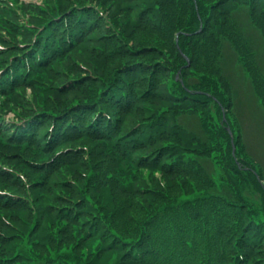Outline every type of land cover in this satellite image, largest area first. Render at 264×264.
Returning <instances> with one entry per match:
<instances>
[{
	"label": "trees",
	"instance_id": "obj_1",
	"mask_svg": "<svg viewBox=\"0 0 264 264\" xmlns=\"http://www.w3.org/2000/svg\"><path fill=\"white\" fill-rule=\"evenodd\" d=\"M125 1L131 5L126 8L127 11L138 10L140 15L138 27L155 33L156 31L153 32L149 28L152 25L144 22L143 13L148 9L149 4L156 0L148 3H145V0ZM225 1L227 0H218L216 4H213V8L211 7L212 14L207 15L205 10L210 6L207 4L210 3L209 0H182L187 10L180 12L179 20L174 25L175 29L180 31L179 38L195 36L198 32L193 33L192 27L195 24L205 23L202 31L210 28V25L214 26L212 44L220 43L216 36L218 28L222 29V26L214 9L219 7L217 4ZM244 1L250 0H238L227 10V12L230 11L228 19L229 26L232 28L240 26L233 18V14L239 11L247 10L250 21L253 20L249 9L251 7ZM255 1L257 5L253 4L252 7L264 8V0ZM60 4L61 2L54 8L50 7L49 17L42 27L32 31L30 26H24L23 30L26 27L27 29L22 33L27 30L29 34L35 32L30 41L12 40L14 43L12 45L10 42L11 53L1 58L0 70L5 73L0 79V96H11L24 87L36 84H38L37 87L40 86L37 76L46 71L51 74L56 67L54 65L56 62L72 57L73 51L85 45L91 35H96L100 40H106V37L112 34L115 36L119 32L107 18L106 21L110 24L106 23L107 28H114L116 31L113 33L109 30L110 34L102 33L106 29L103 28L98 33L97 30L102 28L100 20L104 21V18L95 7L76 5L60 11ZM94 11L96 17L87 24L89 14H95ZM75 14L78 16L73 18ZM162 15L164 20L161 27L166 22L168 28V14L164 12ZM69 17H72L70 21ZM252 24L257 27L255 23ZM242 28L245 27L242 26ZM12 29L15 31V27ZM239 30L240 43L246 50H251L255 54L254 43L246 38L242 29L239 28ZM163 36L165 40H168V35ZM229 39L231 41L230 37ZM103 49L104 47L98 48L97 53L101 56L96 57L98 60L92 63L96 74L94 71L87 73L81 66L90 70L91 67L87 66V63L81 64L72 57L70 64L83 70V74L73 77L68 72L69 77L64 82L57 86L43 87V93L52 92L54 96H62L75 90L74 93L80 92L89 84L100 82L103 87L95 98L83 96L75 98L69 104L58 101L49 103V106L45 107L32 106L24 113H17L13 120H7L5 114L0 111V156L4 160L5 158L20 160L21 166L36 178L32 185L29 182L31 188L40 186L45 189L51 182L55 191V194L50 197L53 201L52 206L50 205L44 212L39 204L40 196L26 189L28 186L26 177L16 168L12 169V166L10 168L0 162V211L18 212L15 214L16 217L12 215L11 219H0V226L5 230L0 233V264H264V178L258 168L256 170L245 160H238L231 154L233 152H230L232 143L227 127L230 126L233 132L230 120L232 100L226 101L223 92L213 87L214 83L217 84L215 80H211V86L206 89L192 90L191 87L195 86L192 80L186 81L184 78L187 76L186 71H189L198 59L191 57L192 54L187 48L184 50L186 53L180 51L174 42L169 48V59L174 57L176 52L177 60L180 57L184 61L181 70L175 75L180 91L168 89L171 79L165 74L173 72L172 66L163 62L162 57L157 60L156 57L151 59L150 55H145L156 48L132 50L129 47L128 52L133 55L132 57L142 55L137 61L132 62L121 59L122 55L118 54L121 52L120 47L114 48L110 53H105ZM112 54L115 55L118 66L109 77L104 78L105 69L112 61ZM184 55L190 59V65ZM91 59L89 55L87 60L90 62ZM167 67L170 72L167 70L164 73L162 68ZM55 71L54 76H59L60 71ZM193 71L194 69L191 72ZM44 75L43 73L42 76ZM263 80L264 78L262 82ZM196 83L199 84V82ZM155 85L159 86L158 90H155ZM161 87L165 90V94L159 92ZM261 97L264 100V92ZM152 98H166L170 103H173V99L182 102L192 100L197 104H200L201 100L213 101L222 113L221 122L218 121L216 128L219 126L224 133L218 129L217 136H228L230 141L228 153L223 157L228 163V170L225 172L229 173L230 181H225L222 177L219 183L216 180L214 181L216 185L212 186L208 182L199 183L189 178L193 186L183 187V192H188L186 195L181 197L182 192L178 189L177 193H164L163 199L168 200L167 203L151 213L149 215L151 220L147 221L150 223L154 222V219L160 221L173 212L184 214L189 219L180 217L179 222L168 226L165 231L156 233L159 235L157 239V235L153 237L154 229L151 226L149 232L141 236L138 223L136 224L132 218L133 215L124 213L115 215L117 219L123 218L124 225H115L110 220L100 204L93 198L94 189L99 191L103 186L97 176L88 181L91 173L86 174L87 183L79 186L78 193H74V189L78 188L77 184L71 187L66 181L69 178L52 181V178L65 167H70L73 158L81 156L82 152L86 151L83 147L69 145L77 138L105 144L114 155H117L121 164L130 161L133 167L135 165L139 168L159 167L165 174L181 171L178 168L168 167L179 162L176 158L162 162L166 155H171L164 151L168 148L165 146L168 142L162 145L164 149L156 147L147 152H141V147L135 145L140 136L151 137L150 144H156L161 139L167 140L168 137L156 136H159V133L164 134L162 132L166 128L162 126L166 124V118L177 119L173 118V113L168 110V107L152 117V113L142 109L144 106L139 107L136 104L140 100L147 105ZM175 103L181 106V102ZM139 109L149 114L136 122L133 128L123 129L125 132H122L124 120L131 116L134 121L133 116ZM123 116L126 117L123 118ZM148 116L152 117L150 121ZM175 124L182 127L180 123ZM181 129L185 131V136H190L188 127L183 126ZM155 132L156 135L153 136ZM185 136L180 138L183 139ZM130 141L135 143H132L128 149L127 145ZM201 142L202 140L197 143ZM148 145L149 142L144 150H147ZM185 145H188V142ZM132 149L142 155L141 163H146L145 165L136 162L134 164V159L130 158ZM212 151L214 153L215 149ZM182 153L178 151L177 156ZM251 157L257 163V167L262 166L253 155ZM194 167L193 169L197 168L200 173L205 171L202 164H195ZM150 182L152 183L148 182L147 186H141L138 189L146 201L153 198L151 195L154 190L151 186L157 185L159 180L152 178ZM7 184L10 188L4 187ZM246 185L249 189L260 188L256 193L260 200L258 204L250 205L244 193H241V189ZM59 188H73L69 190L73 197L67 198L64 196L67 192ZM19 190L22 192H18ZM190 192L192 194L189 195ZM45 195L48 196L44 191L41 196ZM76 196L78 198L75 199ZM58 202H62L63 205L60 207ZM127 202L129 203L126 205L130 207L137 206L131 197L127 198ZM138 203L143 202L138 201ZM200 206H206L210 222L203 218L207 215L197 214L196 211L201 210ZM33 212L37 213L33 216ZM42 212L44 213L39 215ZM135 214L142 216V212L137 211L134 212V216ZM225 215L227 216L224 217ZM171 220L166 218L162 221L168 225ZM7 245H9L8 248Z\"/></svg>",
	"mask_w": 264,
	"mask_h": 264
},
{
	"label": "rangeland",
	"instance_id": "obj_2",
	"mask_svg": "<svg viewBox=\"0 0 264 264\" xmlns=\"http://www.w3.org/2000/svg\"><path fill=\"white\" fill-rule=\"evenodd\" d=\"M118 1L119 0H0V64L2 63L1 58L11 53L10 48L11 45L14 44L12 40H15L16 42H28L31 40V36L35 32L29 34L27 33V30L22 33V31L27 29L26 27V29L23 30L24 26H30L29 28L32 29V31L42 27V24L49 17L51 11L50 7L54 8L59 2H61L60 11L76 5L95 7L97 11L104 14L102 18H104L105 21L100 20L102 28L97 30L98 33H100L103 28L106 29L102 31V33L110 34L109 30L113 33L116 31L114 28H107V18H109L113 27H116L119 32L116 33L115 36L112 34V36L106 37V40H100L96 35H91L85 45L80 46L77 50L73 51L74 54H72V57L81 64L86 65L87 63V66L91 67V70L86 69L84 66L81 67L86 70L87 73L90 71L95 72L92 63H95L96 60H98L96 57L101 56L97 53L99 52V47H104L103 50L105 53H110L114 48L120 47L121 52H118V54L122 55L121 59H127L128 62L137 61L139 59L138 57L142 56L137 55L132 57L133 55L128 52L129 47L132 50L154 47L156 49H153L145 55H150L151 59L156 57L157 60L162 57L161 60L163 62L172 66L173 72L171 74L166 72L167 70L170 72L168 67L164 69L162 68V71H164V73L166 72L165 76H169L171 79L170 84H168V89L171 91H180V85L176 82L175 75L176 72L181 70L184 61L180 57L177 60L176 52L174 57L169 59V48L173 42L183 53H186L184 50L187 48L192 54L191 57L194 56L198 61L193 64L189 71H186L187 76H184V79L186 81L187 79L192 80V84L195 85L194 87H191L192 90L206 89L211 86L210 81L215 80L217 84L214 83L213 87L223 92L226 101L229 102V100H232V114L230 115V120L234 132L235 148L233 149V145H231L230 149L232 148V151L230 150V152H233L234 154H231L235 155L238 160H245L251 167L256 170L258 168L264 178V100L261 97L264 92V80L262 82V79L264 78V8H260V6L252 7L253 4L257 5L255 0L244 1L251 7L249 9L253 16V20L250 21L247 10L239 11L233 14V18L240 26L232 28V26H229L230 20L228 19L230 11L227 12V10H229L230 6L234 3L238 2V0H227L222 4H217L219 7L214 10L217 13V18L219 19L222 29L218 28V35L216 37L220 43L215 45L212 44L214 26L210 25V28L202 31L205 21H203L204 24H195L192 27V30H194L193 33L198 32L195 36L189 38L183 36L181 39L179 38L180 31H177L174 25L179 20L180 12H185L187 10L186 4H184L182 0H156L148 5V9L143 13V20L152 25L151 27L149 26V28L153 32L156 31V34L147 29H143V27H138L140 17L138 10L135 12L131 11L132 9L127 11L126 8L131 5L125 0ZM152 1L153 0H145L144 2L148 3ZM217 1L218 0H209L210 3L207 4L210 6L205 10L207 15L212 14L213 10L211 7L213 8V4H216ZM164 12L168 14V28L166 22L163 24V27H161V23L164 20L162 14ZM77 16L78 15L75 14V17L73 18H76ZM95 17L96 12L95 14L90 13L88 16L89 20L86 23L89 24ZM71 19L72 17L68 18L69 21ZM252 23H255L257 27ZM242 26L245 28L243 29ZM12 27H15L16 32ZM239 28L243 30L246 38L254 43L256 48L255 54L251 50H246L244 45L240 43L239 40L241 36L238 34L240 31ZM163 35H168V40H165L163 38L165 36ZM229 37L231 38V41ZM10 42L11 45L9 47ZM86 50H88V52H86ZM89 55H91V58L93 59H91L90 62L87 60ZM72 57H68L65 61L56 62L54 64L56 67L51 71V74L47 71L42 72V74H45L44 76L39 74L37 77L40 80L38 82L40 83V86H38L40 88H38V84H36L31 87H24L8 97L1 95L0 111L5 114L4 116L6 119L13 120L17 113H24L32 106L41 105L45 107L49 106V103L58 101L69 104L75 98H82L83 96L95 98L98 95V91L103 87V84L100 82L89 84V86L80 92L74 93L75 90L72 93H67L62 96H54L52 92L43 93V87L57 86L64 82L69 77L68 72H70L73 77H79L83 74V70L70 64L73 60ZM111 60V63H108L105 69L104 78L109 77L113 71L117 69L118 64L115 60V55L112 54ZM165 63H163L164 66H166ZM192 69H194L193 72H191ZM55 70L60 71L59 76H54L56 74ZM66 75L68 76L65 77ZM179 77L183 78V76ZM204 77L206 78L203 79ZM86 82L90 83L89 80H86ZM196 82H199V84ZM158 87V85H155V90H158ZM159 92L165 94V90L162 87L159 89ZM143 94L146 95L147 93ZM172 102L173 103H170L166 98H152L147 105L140 100L136 102L139 107L144 106L142 109H146L149 113H152V117H154V114L158 115L160 113L159 111L165 107H168V110L173 113V118H177H166V124L162 126L163 128H166L162 132L164 133L162 136H165L166 138L168 137L167 140L162 141L163 139H161V141H157L156 144H149L147 150H144L145 147H141V152H147L156 147L160 148L168 142L167 145H165L168 146V148L164 151L169 152L172 156L166 155L163 161L161 158V161L168 162V160L176 158L179 162L168 167L178 168L181 171L165 174L159 167L139 168L138 165L133 167L130 161L121 164L116 157L117 155H114L111 149L105 144L77 138L69 143V145L72 147H83L86 151L82 152L81 156L73 158L70 167H65L62 170L63 172L60 171L56 177L52 178V181L69 178L66 181H68L71 187H75L77 184L78 188L74 189V193H78L79 186H81L82 183H87L85 179L86 174L89 175L91 173V177L88 181L97 176L100 180V184L103 186L99 191L94 189V200L100 204V207L115 225H124L123 218L117 219L115 217L116 214L124 213L133 215L132 218L135 220L134 222L136 224L138 223L141 236L149 232L150 226L154 229V237V235H157L156 233L165 231L168 226H173L175 223L179 222L178 220H180V217L189 219L184 214L173 212L169 217H166L168 220L172 219L168 225L166 222L162 221L166 218L161 219L160 221L154 219V222L152 223L147 221L151 220L149 219L151 213L156 211L161 205L164 206V204L167 203L168 200L163 199L164 193H177V189L182 192L180 193L181 197L188 193L187 191L183 192V187H186L187 185L193 186V184L190 183L189 178L193 181H199V183H203V181L208 182L212 186L216 185L214 182L216 180L219 183V179L222 177H224L225 181H230L228 176L229 173L225 172L228 170V163L223 158L224 154L228 153L230 141L228 136H217V130H220V128L219 126L216 128V126L218 121L221 122L222 113L213 101L201 100L199 101L200 104H197L196 101L192 100L182 102L181 100L178 101L173 99ZM175 102H181V106L175 105ZM184 103L186 104L184 105ZM196 104L197 106L194 107ZM187 106L193 107L188 108ZM137 111L138 113L133 116L135 118L134 121H132L131 116L124 120L122 132L133 128V125H135L136 122L142 120L149 114L140 109ZM169 113L170 112H168V114ZM126 116H123V118ZM151 118L148 116L149 121ZM175 123H180L182 127H178ZM183 126L189 128L190 136H185V131L181 129ZM220 132L224 133L221 130ZM155 135L156 132L153 136ZM180 136L185 137L182 139ZM144 139L150 143L152 141L151 137L144 136ZM201 140V143H197ZM187 142L188 145H185ZM132 143H135V141L128 142V149ZM221 146H223V148ZM213 149H215L214 153L212 151ZM178 151L185 154L182 153L177 156ZM131 152L134 164L135 162L140 164V153L134 152L133 149ZM248 153L251 156L253 155L262 166L257 167V163ZM0 162L10 166V168L12 166V169L16 168V170L20 171V173L26 177L28 182L26 189L34 191L36 195L40 196L39 204H41V208L44 212L51 204H53V201L50 200L51 195L55 194L53 183L50 182L45 189L40 186L31 188L29 182L32 185V182L35 181L36 178H34V175H32L27 169L21 166L20 160H9L7 158L4 160L0 156ZM145 164L146 163H141V165ZM170 164L172 163L170 162ZM195 164H202L205 167V171L200 173L197 168L194 170L193 168H195ZM152 178L158 179L159 182L157 185L151 186L154 190L151 195L153 198L150 201H146L143 195L138 192V189L141 186H147L148 182L152 183L150 182ZM4 187L10 188L8 184ZM59 189L67 192L64 195L67 196V198L73 197L72 193L69 191L73 188ZM259 190V187H251L249 189L246 185V187L241 189V193H244L247 202L250 205H253L260 202L258 199L259 196L256 194ZM44 191L48 196H41ZM62 191L60 192L62 193ZM18 192L22 191L19 190ZM190 194L192 193L190 192L189 195ZM128 197L134 199L135 204H137L136 207L126 205L129 203L127 202ZM160 197H162V199ZM76 198H78V196H76L75 199ZM138 201H142L143 203H138ZM58 203L60 207L63 205L62 202ZM200 208L201 210L196 211L197 214L199 216L204 214L207 215L203 218L208 220L210 215L206 206H200ZM137 211L142 212V216L138 215L139 213L134 216V212ZM16 213H14L13 210L0 211V219H11L13 216L16 217ZM36 213L37 212H33L32 215L34 216ZM226 216L227 215L224 217ZM222 218L223 216L221 219ZM1 232H5V230L0 226V233ZM158 237L159 235L156 236V239ZM6 247L8 248L9 245Z\"/></svg>",
	"mask_w": 264,
	"mask_h": 264
}]
</instances>
